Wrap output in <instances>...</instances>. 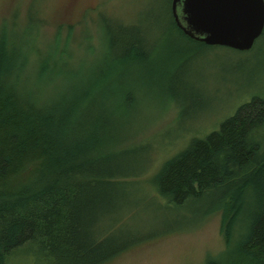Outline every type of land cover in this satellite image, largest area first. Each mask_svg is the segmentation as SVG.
Returning <instances> with one entry per match:
<instances>
[{
	"label": "trees",
	"instance_id": "16d2710c",
	"mask_svg": "<svg viewBox=\"0 0 264 264\" xmlns=\"http://www.w3.org/2000/svg\"><path fill=\"white\" fill-rule=\"evenodd\" d=\"M35 2L23 24L0 29V264L27 248L52 264H106L184 231L149 239L115 232L126 213L111 218V206L149 172L144 189L164 210L204 200L201 223L219 216V252L230 258L217 264H264V87L169 156L153 152L138 173L124 163L137 133L125 123L136 121L156 84L167 85L185 48L212 45L176 26L171 0L154 41L99 9L87 35L82 13L98 5L53 24L45 39L51 19L43 6L32 17ZM262 36L263 29L251 48ZM130 83L151 91L135 95Z\"/></svg>",
	"mask_w": 264,
	"mask_h": 264
},
{
	"label": "rangeland",
	"instance_id": "374dc122",
	"mask_svg": "<svg viewBox=\"0 0 264 264\" xmlns=\"http://www.w3.org/2000/svg\"><path fill=\"white\" fill-rule=\"evenodd\" d=\"M28 2L29 0H0V29L9 30L13 22L23 24ZM169 2L170 0H36L34 11L30 13L33 18H37L36 15L40 16V6H43L44 16H50V24L42 30V37L46 39L54 32L53 24L74 22L84 8L98 5L86 9L80 15L85 21L87 35L97 30L95 26H90L88 18H96V10L99 9L115 19L139 27L154 41L159 34L158 27L167 19L164 17L169 13ZM78 39L70 42L72 48L79 47L76 41ZM91 43L96 45V39L92 37ZM171 74L169 82L167 85L163 84L162 89L156 84L154 96L147 97L146 94L142 97L145 107L136 121L125 123L128 131L131 128L137 132L136 142L127 146L130 151L125 154L124 163L130 170L138 173L148 170L153 152L159 153L160 159L169 156L183 145L185 138L197 131L210 129L241 100L263 90L264 28L262 38L250 50H235L219 45H191L183 50L182 59ZM148 82H151L150 78ZM130 89H134L135 95L151 91V88H140L134 83H130ZM179 99L185 100L183 105L179 104ZM157 153L154 155L157 156ZM150 174L142 176L135 185L122 189L111 206V218L116 219L126 213L117 222L115 232L122 238L125 234L132 233L149 239L153 234L184 231L159 239L151 238V241H144L106 264H203L207 258L214 264L227 261L230 250L219 252L223 250V240L218 230L219 216L213 215L201 223L204 200L189 201L182 207L164 210L144 189L152 177ZM30 249H21L14 254L10 264H52L47 257Z\"/></svg>",
	"mask_w": 264,
	"mask_h": 264
},
{
	"label": "water",
	"instance_id": "95a60500",
	"mask_svg": "<svg viewBox=\"0 0 264 264\" xmlns=\"http://www.w3.org/2000/svg\"><path fill=\"white\" fill-rule=\"evenodd\" d=\"M176 26L206 45L248 50L264 27L263 0H171Z\"/></svg>",
	"mask_w": 264,
	"mask_h": 264
}]
</instances>
